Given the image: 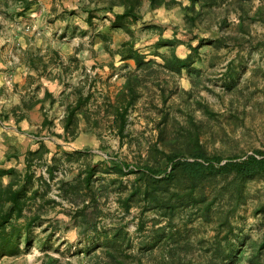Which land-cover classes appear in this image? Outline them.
<instances>
[{
    "label": "rangeland",
    "instance_id": "rangeland-1",
    "mask_svg": "<svg viewBox=\"0 0 264 264\" xmlns=\"http://www.w3.org/2000/svg\"><path fill=\"white\" fill-rule=\"evenodd\" d=\"M54 1L58 15L66 10L67 19L48 13L51 0L41 1L43 5L37 1L39 12L23 18L16 10L18 1L0 0V62L1 57L7 63L21 59L28 71L43 72L53 88L46 91L56 98L53 105L52 98L47 99L43 112L52 124L27 128V110L23 102L18 106L20 95L26 93L23 100L29 102L30 96L41 95L45 84L28 78L27 89L31 83L34 88L20 93L12 72L7 74L0 89V116L9 117H0V167L24 172L28 150L38 147L32 135L43 138L51 149L48 160L55 156L58 167L55 179H50L46 162L41 163L38 173L43 172L50 185L36 178L33 186L37 193H31L26 213L38 218L29 230L30 241L22 242L21 253L0 256V264H166L173 250L191 264L216 259L218 264H264V173L243 177L223 172L202 180L195 190L180 177L160 192L164 202L177 201L174 216L151 208L142 196L130 201V209L121 201L132 194L139 169L151 165L163 170L169 165L163 151L177 153L181 160L220 165L251 157L264 160V0H237L230 6L224 0L222 8L228 11H204L194 31L197 38L188 35L181 7L151 10L145 0L139 9L142 20L114 30V15L107 13L105 0L97 10L94 0ZM85 6H94V11L87 12ZM43 31L48 35L40 45L48 43L46 51L15 50L16 34L27 37ZM163 39L174 41L181 58L192 53L191 44L200 46L183 74L164 66L162 58H171L174 49L157 48ZM128 41L136 42L146 60L154 62L137 70L135 59L125 60L121 53ZM96 45L101 46L98 51L92 48ZM32 60L37 65L31 66ZM131 78L137 92L122 138L114 128L115 117L106 115V102L114 103ZM78 86L92 93L83 110L98 115L99 125L81 119L80 135L66 142L57 134L64 132L68 97ZM119 161L131 171H117L114 162ZM87 165H97L92 187L98 205L93 204L97 210L91 231L79 226L81 206L66 200L60 187ZM194 198L201 202L195 205Z\"/></svg>",
    "mask_w": 264,
    "mask_h": 264
},
{
    "label": "trees",
    "instance_id": "trees-1",
    "mask_svg": "<svg viewBox=\"0 0 264 264\" xmlns=\"http://www.w3.org/2000/svg\"><path fill=\"white\" fill-rule=\"evenodd\" d=\"M9 0H2L3 3H7ZM18 1L17 9L20 17L28 14L32 11L36 0H16ZM102 0H94L92 3L97 10V6L101 4ZM108 3L107 13L112 14V26L114 30H126L128 25L131 22H138L142 20L143 16L139 9L142 8L145 0H105ZM103 0V2H105ZM150 3L151 10H156L159 8L172 9L176 7H181L184 11V20L186 24V30L190 37L197 38L198 34H195V30L198 28L202 14L211 13L213 9L222 8L224 0H190L189 4H184L181 0H147ZM228 1V0H227ZM241 9H244V4L239 2ZM227 6L237 4V0H229ZM121 7L123 12H117L116 9ZM87 12L91 13L94 11V6L84 7ZM223 12L228 8H222ZM205 11V12H204ZM240 27L244 28V17L240 15ZM130 19V20H128ZM227 20V18H224ZM222 39L215 40L211 39L210 41L221 42ZM224 40V39H223ZM136 42L128 41L123 44L121 53L125 60L135 59L137 62V70L146 69L153 62V58L146 60L145 54H143L139 48H136ZM201 45V44H200ZM157 48L168 47L174 50L171 58L164 56L162 58L164 66H167L173 71L183 74L184 70L187 69L188 65L191 62L195 61L196 52L198 53L200 46H189L191 49V54L187 58L179 57L175 52L174 41L160 40L157 43ZM32 65H37L36 60H32ZM137 78V76H133ZM128 80L124 90L119 93L117 100L112 103L108 100L106 103L108 105V114L107 116L115 117V129L122 138H125L126 131V122L127 115L129 112L130 106L133 105V99H135L136 89L133 87V79ZM79 87V86H78ZM63 95L65 94L62 93ZM126 94H130L127 97ZM62 95V96H63ZM52 98V105L55 104L56 98L49 91H46L45 97L43 99L31 97L30 101L23 100V106L25 110L32 109L39 102H46L48 98ZM93 98L92 93H86L85 86L79 87L69 94L68 100L69 104L66 110L65 117V126L64 132L58 133L57 136L63 138L66 142H73L79 136V131L81 128V119L87 120L90 126L95 125L98 127L99 119L98 115L93 114L92 117L87 111L83 110L84 107L91 102ZM113 112V114H112ZM98 114V113H96ZM96 116V117H95ZM0 117H3L1 115ZM4 119H9L8 115H4ZM24 118V116H23ZM52 122L46 114L43 127H48ZM158 149V147H156ZM51 153V149L48 147L46 142L40 140L38 147L35 149L28 150L25 157V171L19 172L15 168H2L0 167V256L2 255H17L21 253V245L24 240L26 243L30 241L29 230L32 225L36 222L38 218L37 215L29 217L27 215V209H29V201L32 199L31 193L33 196L37 193L36 190H33V186L37 181L36 178L43 184V186H49L48 180L45 179L43 172L38 173V169L43 165L41 163L47 164V172L50 179H55L58 167L56 164V158L53 156L48 160ZM166 159L169 162V165L165 169H157L155 166L147 165L144 168L139 169L141 175L138 177L135 188L132 190V194L127 197L125 200H121L126 209H130L132 204L130 201L134 197L142 196L145 201L151 205V208L161 209L166 215L174 216L176 214V203L177 201H171V198L168 202H164L161 191L162 189L169 190L171 184L174 181L182 179L185 177L189 181L187 188L195 190L202 180L211 177H217L219 174L226 172H236L243 177H255L259 173H264V160H259L258 158L251 157L248 160L241 162H226L224 164H218L210 161L201 162L196 160L194 162L188 160H181L177 153L167 154L163 151ZM16 157V156H15ZM115 168L122 174H126L128 170L127 165L124 162H114ZM97 165H87L83 171H80L79 175L72 182L62 181L61 191L66 200L78 204L80 211L77 212L81 214L83 219L80 220L79 226L86 231H91L95 227L93 222V216L97 208H94V205H98L95 192L93 190V179L96 176ZM138 171V170H137ZM158 175H163L159 177ZM8 177V180L6 178ZM33 190V191H32ZM91 195V197H90ZM179 195H184L179 193ZM187 198L183 197L182 200L185 201ZM195 205H198L201 200L199 198H194L193 200ZM94 204V205H93ZM22 219H25V222L22 223ZM173 250V249H172ZM217 251L219 253L223 251L221 246L218 247ZM178 253H175L174 250L171 251L170 255L167 257L166 264H191V260H187L185 257L178 256ZM113 261H115V255L111 256ZM54 260V259H53ZM188 262H185V261ZM217 260V259H216ZM216 260H211L210 264H218ZM218 261V260H217ZM219 262V261H218ZM51 263H54L52 261ZM114 264V263H110Z\"/></svg>",
    "mask_w": 264,
    "mask_h": 264
},
{
    "label": "crops",
    "instance_id": "crops-1",
    "mask_svg": "<svg viewBox=\"0 0 264 264\" xmlns=\"http://www.w3.org/2000/svg\"><path fill=\"white\" fill-rule=\"evenodd\" d=\"M37 1L40 5H43V0H36V3L32 9L31 12H29V14H35V11L38 10V5ZM42 1V2H41ZM52 1V8L50 10H48L49 14H52L54 17L57 16V18H61V19H67L68 15H67V11L65 10V15L64 13H61V15H58V11L56 10V4L54 0ZM56 6V7H55ZM39 12V10L37 11V13ZM36 13V14H37ZM23 18V17H22ZM48 35V31H43V32H39L36 35H32V36H27V37H21L20 34H16V36L14 37V43L15 46L17 48H15L16 51H26L28 49H32V50H38L41 48L43 49V51H46L47 47H48V43H46V46L41 47V41H44L43 38L47 37ZM4 45V44H3ZM7 49L9 47H11L10 44H7ZM95 51H98L99 48H101L100 45H96L94 47H92ZM0 52H1V48H0ZM1 61L0 62V89L2 87L5 86L6 84V79H7V74L12 72V77L15 81L14 83L16 84V88L17 90H22V91H18L20 93H23V89L24 91L27 92L28 91H32V89L34 88V84L31 83V87L29 89H27V79H33L35 80V82H40L45 85H43V92L41 93V95L37 96L36 98L39 99H43L44 98V93L46 92V90H50L51 92H53V88L51 89V86L49 85L50 81L46 80V75L43 74V72L38 73L37 71H28L27 68H25V64H23V62L21 61V59H17L15 62H9L7 63L6 60H4L1 57ZM96 63V62H94ZM32 66V64H31ZM43 74V75H42ZM30 76V77H29ZM57 82V81H56ZM58 84V83H57ZM59 86V85H57ZM33 96H35V92H32ZM26 93H24L23 95H20V100H19V104L18 106L22 105L23 99H24V95ZM32 97V96H30ZM47 111L46 110V106H45V102H39L37 105H35L32 109L25 111V116H24V125H27L26 127H30V128H41L44 129L43 127V123L45 120V117L43 116V112ZM11 121V119H10ZM23 122H21L20 124H22ZM47 128V127H46ZM14 133L17 132V134H20L21 131H19L18 129L13 130ZM80 135V134H79ZM30 138L32 141H34L33 143L36 144V146L39 144L40 140H42L43 138H38L37 136L32 135Z\"/></svg>",
    "mask_w": 264,
    "mask_h": 264
}]
</instances>
